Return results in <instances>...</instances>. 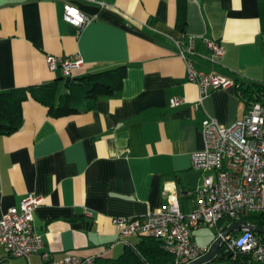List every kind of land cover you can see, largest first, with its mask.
Here are the masks:
<instances>
[{
    "label": "crops",
    "instance_id": "0c3cea01",
    "mask_svg": "<svg viewBox=\"0 0 264 264\" xmlns=\"http://www.w3.org/2000/svg\"><path fill=\"white\" fill-rule=\"evenodd\" d=\"M66 4L93 21L67 23ZM184 37L196 40L197 69L264 84V0H0V92L63 77L49 71L47 55L80 56L73 79L128 67L123 88L91 111L54 118L33 99L23 104V125L0 136V220L34 195L43 201L33 224L46 252L105 261L145 239L121 240L114 218L156 213L170 197L194 211L206 173L192 168L191 155L204 149L203 121L228 126L249 107L236 84L200 102L175 46ZM206 41L225 49L221 59ZM175 98L184 102L173 107ZM219 257L205 264H231ZM42 263L40 255L11 258L0 245V264Z\"/></svg>",
    "mask_w": 264,
    "mask_h": 264
},
{
    "label": "built area",
    "instance_id": "2783aa9c",
    "mask_svg": "<svg viewBox=\"0 0 264 264\" xmlns=\"http://www.w3.org/2000/svg\"><path fill=\"white\" fill-rule=\"evenodd\" d=\"M63 11L64 20L78 29L93 21L75 6L66 4ZM205 43L213 59L225 54L218 42ZM175 46L187 66L189 80L199 87L201 103L211 92L235 85L222 75L196 68L192 59L196 54L194 37L175 40ZM46 64L49 71L60 72L64 78H73L74 71L84 67L80 56L47 55ZM183 102L175 98L171 105L177 107ZM202 131L204 149L191 155L192 168L206 173L194 211L183 212L178 199L170 197L156 213L114 218L113 224L121 240L139 235L160 241L162 249L173 256L174 264H191L207 254L210 246L200 247L193 236L195 230L204 227L217 230L216 239H223L220 255L231 264H264V231L256 233L258 226L248 220L253 215L264 216V103L255 102L244 118L228 126L207 117ZM42 202L29 195L0 220V245L7 255L28 260L40 255L42 264H96L93 256L68 254L55 258L44 250V239L35 232L33 224ZM234 223H246L247 227L224 237Z\"/></svg>",
    "mask_w": 264,
    "mask_h": 264
},
{
    "label": "trees",
    "instance_id": "16d2710c",
    "mask_svg": "<svg viewBox=\"0 0 264 264\" xmlns=\"http://www.w3.org/2000/svg\"><path fill=\"white\" fill-rule=\"evenodd\" d=\"M128 67L118 66L106 71L91 73L83 78L61 77L47 85L17 88L0 92V136L10 135L23 125V104L33 99L46 107L54 118L70 117L91 111L99 96H111L123 88ZM65 80V92L59 94V81ZM241 100L250 107L255 102L264 103V84L235 81ZM264 231V216L248 218ZM263 236V235H261ZM96 264H174L173 256L164 251L161 242L145 236L135 248H128L117 260L99 259Z\"/></svg>",
    "mask_w": 264,
    "mask_h": 264
},
{
    "label": "water",
    "instance_id": "95a60500",
    "mask_svg": "<svg viewBox=\"0 0 264 264\" xmlns=\"http://www.w3.org/2000/svg\"><path fill=\"white\" fill-rule=\"evenodd\" d=\"M247 227L246 223H234L231 225L227 231L224 233V237L228 236L234 230H241ZM256 233H263L260 229H255ZM222 238L216 239L213 244L209 247V250L206 255H204L199 260L191 263V264H205L211 262L217 258H220L219 255L221 254V246H222Z\"/></svg>",
    "mask_w": 264,
    "mask_h": 264
},
{
    "label": "rangeland",
    "instance_id": "374dc122",
    "mask_svg": "<svg viewBox=\"0 0 264 264\" xmlns=\"http://www.w3.org/2000/svg\"><path fill=\"white\" fill-rule=\"evenodd\" d=\"M240 231L236 234L238 235ZM217 237V230L210 229V228H199L195 230V242L196 243H204L205 245H212L213 242L216 240ZM201 247V246H200Z\"/></svg>",
    "mask_w": 264,
    "mask_h": 264
}]
</instances>
